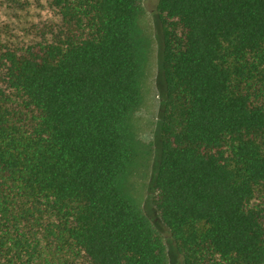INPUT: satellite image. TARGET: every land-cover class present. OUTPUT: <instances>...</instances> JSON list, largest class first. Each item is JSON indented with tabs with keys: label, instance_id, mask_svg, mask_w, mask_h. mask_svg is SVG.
Segmentation results:
<instances>
[{
	"label": "trees",
	"instance_id": "1",
	"mask_svg": "<svg viewBox=\"0 0 264 264\" xmlns=\"http://www.w3.org/2000/svg\"><path fill=\"white\" fill-rule=\"evenodd\" d=\"M0 0V264H264V0Z\"/></svg>",
	"mask_w": 264,
	"mask_h": 264
},
{
	"label": "rangeland",
	"instance_id": "2",
	"mask_svg": "<svg viewBox=\"0 0 264 264\" xmlns=\"http://www.w3.org/2000/svg\"><path fill=\"white\" fill-rule=\"evenodd\" d=\"M159 0H144V6L147 10L146 20L154 36V49L152 57V79L151 91L148 99L140 112L141 131L144 137H153L156 152L153 161V170L156 168L160 155L161 136L160 126L164 115V106L166 98V84L163 71V53H162V29L156 14V7ZM35 10L30 8H17L4 5L0 9V22L7 23L9 30L15 34H23L30 30L32 21L35 19ZM146 213L156 222L158 228L162 231L170 264H182L181 255L177 249L176 243L171 235L162 225L157 211L153 206L150 198L146 197L143 204Z\"/></svg>",
	"mask_w": 264,
	"mask_h": 264
}]
</instances>
